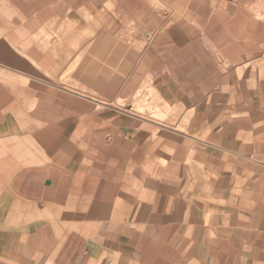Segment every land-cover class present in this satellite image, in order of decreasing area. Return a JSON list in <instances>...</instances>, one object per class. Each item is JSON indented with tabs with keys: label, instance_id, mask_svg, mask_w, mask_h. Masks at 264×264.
<instances>
[{
	"label": "crops",
	"instance_id": "obj_1",
	"mask_svg": "<svg viewBox=\"0 0 264 264\" xmlns=\"http://www.w3.org/2000/svg\"><path fill=\"white\" fill-rule=\"evenodd\" d=\"M107 263L264 264V0H0V264Z\"/></svg>",
	"mask_w": 264,
	"mask_h": 264
},
{
	"label": "rangeland",
	"instance_id": "obj_2",
	"mask_svg": "<svg viewBox=\"0 0 264 264\" xmlns=\"http://www.w3.org/2000/svg\"><path fill=\"white\" fill-rule=\"evenodd\" d=\"M129 29H132L134 26L133 24L128 23L127 26ZM221 64V70L225 71L226 68L225 64ZM248 70V69H247ZM131 69H126L125 74L130 72ZM157 74H162L161 76L169 77L170 72L167 69H157ZM172 78L178 81L177 84L172 85H145L141 84L139 86H135L134 88L130 89L128 92V87L131 86H124L125 87V95L122 97H116L112 100L107 101L106 104L95 106L98 110L108 108L107 112L111 114L109 109H122L125 111V114H136L141 116V120L157 122L163 124L165 126H169L175 128L180 131H185V126L190 124L193 116V111L190 110L192 107L188 106L187 103H183L180 101L181 97L180 94L185 92L190 94V86H186L180 83V76L172 71ZM243 76V73H238L237 75ZM173 81V80H172ZM186 89H188L186 91ZM188 109V110H187ZM129 119L125 117L126 120ZM109 135H112V130L108 131Z\"/></svg>",
	"mask_w": 264,
	"mask_h": 264
},
{
	"label": "built area",
	"instance_id": "obj_3",
	"mask_svg": "<svg viewBox=\"0 0 264 264\" xmlns=\"http://www.w3.org/2000/svg\"><path fill=\"white\" fill-rule=\"evenodd\" d=\"M107 264H109V263H107Z\"/></svg>",
	"mask_w": 264,
	"mask_h": 264
}]
</instances>
